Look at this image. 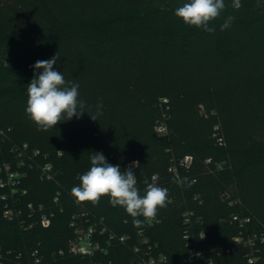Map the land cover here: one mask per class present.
Segmentation results:
<instances>
[{"label": "trees", "instance_id": "obj_1", "mask_svg": "<svg viewBox=\"0 0 264 264\" xmlns=\"http://www.w3.org/2000/svg\"><path fill=\"white\" fill-rule=\"evenodd\" d=\"M133 1L0 0V128L11 130L0 164L9 157L18 169L13 152L5 158L6 146L40 152L33 167L19 168L15 193L0 187V264H138L146 253L165 256L159 264H184L192 249L205 264H246V248L224 252L240 233L231 217L251 218L245 234L264 231V0H241L238 10L225 0V10L209 22L214 33L175 16L187 0ZM228 16L235 19L221 31ZM57 52L53 67L79 84L86 112L44 131L25 112L27 84L31 66ZM98 98L103 114L94 121ZM94 152L121 171L114 154L135 153L124 162L138 161L140 195L157 176L168 190L167 206L151 221L136 217L143 221L137 227L108 196L96 205L77 202L71 189ZM187 156L191 163L180 165ZM46 163L52 181L42 179ZM50 213L45 228L41 216ZM81 219L85 228H105L113 247L71 254Z\"/></svg>", "mask_w": 264, "mask_h": 264}, {"label": "clouds", "instance_id": "obj_2", "mask_svg": "<svg viewBox=\"0 0 264 264\" xmlns=\"http://www.w3.org/2000/svg\"><path fill=\"white\" fill-rule=\"evenodd\" d=\"M232 7L240 9L241 0H233ZM225 0H187L182 6L175 9V16L184 24L201 28L208 33H214L215 27L209 22L217 19L225 10ZM235 18L228 16L221 25L220 30L230 28ZM60 59L58 52L50 59L36 61L31 67L35 69L34 77L27 84L26 114L37 125L38 129L47 131L62 121L73 117L81 118L86 112V104L78 99L79 84L66 81L62 72L55 70L53 65ZM103 101L98 98L96 114L91 119L98 121L97 117L103 114ZM88 113V112H87ZM91 167L78 177L80 183L71 189V195L77 202H91L96 205L102 196L110 197L113 206H121L133 217V224L140 227L143 221L135 219L143 216L151 221L156 218L157 211L167 206L169 202L168 190L145 181L146 189L143 196L137 187V180L132 167L121 171L119 165L107 162L103 153L94 152L90 157ZM187 178L179 181L184 183Z\"/></svg>", "mask_w": 264, "mask_h": 264}, {"label": "built area", "instance_id": "obj_3", "mask_svg": "<svg viewBox=\"0 0 264 264\" xmlns=\"http://www.w3.org/2000/svg\"><path fill=\"white\" fill-rule=\"evenodd\" d=\"M164 102H167V100H164ZM10 129H2L0 128V147L2 143L8 139ZM158 131L162 134L166 133L167 128L164 123L159 124ZM12 152L16 155L18 164L17 168H23L27 165L32 166L34 165L33 160L35 157L40 155V152L37 150H30L28 144H24L23 146H15L12 149ZM192 158L190 156H187L183 161L180 162V165L188 166L191 163ZM133 162H138L136 160L124 162L121 161L120 163L124 165L125 170L129 168L133 164ZM120 166V164H119ZM138 166V164H137ZM137 167H132V171H134ZM18 169L14 170L12 165L10 163L4 162L3 164H0V187L3 189H10L11 193H15L17 191V187L20 184L21 179V173L18 171ZM42 171V179L46 181H52L54 179V172H53V166L51 163H46L41 168ZM170 171L176 172L177 168L172 167L170 168ZM154 182L156 183V186L161 187L157 181L158 177H153ZM9 196L5 194L3 196V199L6 201L8 200ZM227 200H229L230 205H234L237 203V201L230 200V197L228 195L225 196ZM58 200V198L56 199ZM8 208V207H7ZM192 213L186 214V235L185 238L188 240V245L192 246V242L189 240V227H190V218L189 216ZM14 212L12 209L8 208V210L5 213V216L9 219L14 218ZM54 214H43L41 216V224L44 227H49L52 221ZM231 221L238 224L240 227V233L233 238V243L229 247H227L224 252L226 254L234 253L238 250L240 247H244L247 249L246 252V258L247 262L246 264H262V247L264 246V231L263 232H253L250 234H245V230L247 229V225L251 223L250 217H244L241 214H234L231 217ZM75 224L72 223V226ZM77 238L75 241L71 242L72 249L81 256H93L98 251L101 250L99 243L95 240V234L96 231L93 227L88 228H81L77 229ZM121 241L124 242L125 238L122 237ZM136 251H140V249L137 247ZM194 256L199 257L201 256V253L192 249V252L189 256L183 258L182 262L184 264H205L208 263L207 261L202 260H194ZM166 261L165 256H161L159 258H155L149 253L144 254L138 264H159Z\"/></svg>", "mask_w": 264, "mask_h": 264}, {"label": "rangeland", "instance_id": "obj_4", "mask_svg": "<svg viewBox=\"0 0 264 264\" xmlns=\"http://www.w3.org/2000/svg\"><path fill=\"white\" fill-rule=\"evenodd\" d=\"M133 2H135L134 4H136L137 2H138V0H134ZM5 148V147H4ZM3 148V153L5 154V158L6 157H8L7 156V154L8 153H10V152H12V149H11V146L9 147V146H6V148L4 149ZM115 156H116V159H118V161L120 162V161H122V160H125L126 158H135L136 156H135V153H131V152H117L116 154H114ZM5 160H7L6 162L7 163H11L10 162V159H9V157L7 158V159H5ZM18 171L20 172V170L18 169ZM19 213L20 214H22V211H19ZM76 223H77V229L79 230V229H81V228H84L85 229V224H84V222L82 221V219L80 220V224H82V226H80V225H78V222L76 221ZM43 226V225H42ZM44 227V226H43ZM94 229H95V231H96V234H95V240L99 243V245H100V248H101V250L99 251V252H101V251H106L107 249V247H106V245H108V246H111L112 245V243H111V241L109 240V238H108V236H107V234H106V229L104 228V229H98L97 227H94V226H92ZM46 228V227H45ZM78 233H77V231H76V235H77ZM73 242L75 241V239H73L72 240ZM71 241V242H72ZM112 247H113V245H112ZM69 250V252L71 253V254H73V255H77V256H81V255H79V254H77L73 249H72V247H71V243H70V248L68 249ZM63 253V251H61V254ZM161 257V256H160Z\"/></svg>", "mask_w": 264, "mask_h": 264}]
</instances>
